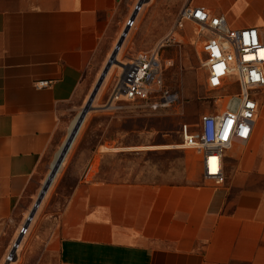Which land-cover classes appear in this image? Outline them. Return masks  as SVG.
<instances>
[{
  "label": "crops",
  "instance_id": "0c3cea01",
  "mask_svg": "<svg viewBox=\"0 0 264 264\" xmlns=\"http://www.w3.org/2000/svg\"><path fill=\"white\" fill-rule=\"evenodd\" d=\"M191 1L183 6L264 38V0ZM136 2L0 0V264L82 109L91 65L114 48ZM40 81L50 85L38 89ZM103 144L38 237L33 264H264V95L248 141L225 153L219 186L202 178L194 151L174 154L179 146L149 138ZM130 154L139 162L125 168Z\"/></svg>",
  "mask_w": 264,
  "mask_h": 264
},
{
  "label": "rangeland",
  "instance_id": "374dc122",
  "mask_svg": "<svg viewBox=\"0 0 264 264\" xmlns=\"http://www.w3.org/2000/svg\"><path fill=\"white\" fill-rule=\"evenodd\" d=\"M186 1L148 0L145 4L135 26L129 30L117 53V63L111 66L104 77L92 102V109L86 114L56 176L37 208L30 229L21 237L20 249H17L16 259L11 264L34 263L33 258L39 250L38 237L43 238L54 227L72 188L89 165L93 151L98 145H104L106 139L115 141L114 145H105L107 148L123 144L135 147L143 143L146 138L157 145L179 146L182 143L183 125L195 130L203 115L216 113L222 109L224 100H219L218 91L211 90L206 84L203 55L200 53L201 39L197 27L189 22L184 23L183 29L177 31L168 41L177 14ZM196 1L192 0L191 4L194 5ZM160 44H163L161 48H159ZM113 49V47L102 48L98 58L91 65L87 80L90 88L81 108L85 106ZM155 50L158 51L157 58L160 62L163 87L176 94L177 101L166 107H153L154 98L147 102L120 101L114 108H105L111 90L121 75V67L138 53ZM227 93V95L235 94L237 88L232 86ZM77 118L78 112L68 121L69 130L67 128L66 139ZM183 151L192 150L180 148L172 153ZM161 156L164 162L171 157L168 153H163ZM123 161L125 168L127 165L134 166L139 162V156L126 155ZM119 163L121 162L116 161L115 167ZM54 164L55 160L50 170ZM50 170L43 177L32 206Z\"/></svg>",
  "mask_w": 264,
  "mask_h": 264
},
{
  "label": "built area",
  "instance_id": "2783aa9c",
  "mask_svg": "<svg viewBox=\"0 0 264 264\" xmlns=\"http://www.w3.org/2000/svg\"><path fill=\"white\" fill-rule=\"evenodd\" d=\"M147 2L137 0L125 24L124 29L128 32L135 26L137 16ZM187 22L194 24L199 31L206 84L211 90L218 91V98L224 100V105L216 113L203 115L195 130L183 125L179 147L196 152L200 157L202 178L219 186L225 180L224 155L235 144L248 141L259 111L260 98L264 95V38L258 28L232 29L222 14L212 15L204 7L188 4L180 9L168 41ZM162 46L160 44L159 48ZM157 52L138 53L121 67V75L105 108H114L120 101L147 102L154 98L153 107H166L177 101L176 94L163 87ZM49 85L48 81H40L36 88ZM232 86L237 88V93L227 95ZM233 99L236 103L230 106ZM26 233L27 227L23 226L18 237ZM18 246L15 242L12 244L5 256V264L15 261Z\"/></svg>",
  "mask_w": 264,
  "mask_h": 264
},
{
  "label": "water",
  "instance_id": "95a60500",
  "mask_svg": "<svg viewBox=\"0 0 264 264\" xmlns=\"http://www.w3.org/2000/svg\"><path fill=\"white\" fill-rule=\"evenodd\" d=\"M128 33L127 29H124L123 32L120 35V38L118 39L116 45L114 46V49L109 57V59L107 60L85 106L81 109L80 113L78 114V120H77V127L76 130L74 131V133H71L66 141L63 143V145L61 146L56 158H55V164L53 165V168L50 170L46 180L44 181V184L37 196L36 202L34 203V206L24 224V227H27V225L30 223L31 219L33 218L37 208L39 207L42 199L44 198V195L46 194L48 188L50 187L51 183H52V179L56 176V172L58 170V167L62 164L64 157L66 156V153L68 152L76 134L78 133V130L80 128V126L82 125V122L84 121V118L86 116V114L92 109V102L94 100V97L98 91V89L100 88V85L102 84V81L104 79V77L106 76V74L108 73L109 69L111 68L112 65L117 63L116 57H117V53L126 37ZM21 237H18L17 240L15 241V245L18 246L20 243Z\"/></svg>",
  "mask_w": 264,
  "mask_h": 264
},
{
  "label": "bare ground",
  "instance_id": "6f19581e",
  "mask_svg": "<svg viewBox=\"0 0 264 264\" xmlns=\"http://www.w3.org/2000/svg\"><path fill=\"white\" fill-rule=\"evenodd\" d=\"M126 36H127V35H126ZM235 103H236V99H233V100L230 101V104H229V105L232 106V105H234ZM230 106H229V107H230ZM76 127H77V122H76V124L74 125V127H73L71 133H74V131L76 130ZM71 133H70V134H71ZM102 148H103V147H102ZM147 148H148V147H147ZM161 148H162V147H161ZM104 149H105V148H104ZM100 150H101V149H100ZM59 167H60V166H59ZM59 167H58V169H59ZM57 171H58V170H57ZM56 173H57V172H56ZM52 180H53V179H52Z\"/></svg>",
  "mask_w": 264,
  "mask_h": 264
}]
</instances>
